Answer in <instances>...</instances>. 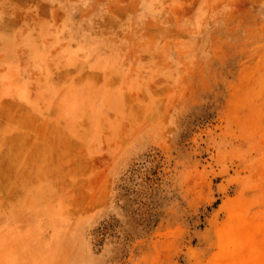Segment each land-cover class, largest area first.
Returning <instances> with one entry per match:
<instances>
[{"label":"rangeland","instance_id":"obj_1","mask_svg":"<svg viewBox=\"0 0 264 264\" xmlns=\"http://www.w3.org/2000/svg\"><path fill=\"white\" fill-rule=\"evenodd\" d=\"M0 27V90L39 104L0 97V220L78 227L69 264H264V0H0Z\"/></svg>","mask_w":264,"mask_h":264},{"label":"bare ground","instance_id":"obj_2","mask_svg":"<svg viewBox=\"0 0 264 264\" xmlns=\"http://www.w3.org/2000/svg\"><path fill=\"white\" fill-rule=\"evenodd\" d=\"M74 56L77 58L76 55ZM12 69L15 68L13 67ZM11 70L9 72H7V70V73L4 74V77H6L7 80L5 79L6 85L0 90V97H4V99L9 100L13 106L24 110L30 109V107L38 104L36 103L37 100H33L30 97L28 89L25 87L26 85L19 83L15 84V80L11 79ZM5 80L3 81L5 82ZM33 113H35V111ZM63 114H67L65 117H74V115L69 114V112ZM61 120H57V122ZM37 219L31 214L29 215V213L26 214L19 211L15 216L0 220V264H4L5 262L4 253L2 252V247L5 245L3 244L5 237H7L6 240L12 243L13 246L11 247V257L14 262L15 260L17 261V259L19 261V263L15 264H69L73 261L75 256H79L81 250H79L78 244L81 241V234L78 227H73L71 231H68L64 224L52 220L50 227L52 237H54L53 242L57 240L55 242L57 244V250L51 251L47 244L48 241L46 242L43 237L42 228L40 223H37Z\"/></svg>","mask_w":264,"mask_h":264}]
</instances>
